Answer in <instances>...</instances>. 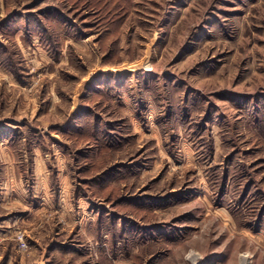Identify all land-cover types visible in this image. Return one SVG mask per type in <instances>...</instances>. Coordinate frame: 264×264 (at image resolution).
<instances>
[{"label": "rangeland", "instance_id": "374dc122", "mask_svg": "<svg viewBox=\"0 0 264 264\" xmlns=\"http://www.w3.org/2000/svg\"><path fill=\"white\" fill-rule=\"evenodd\" d=\"M0 68V264H264V0H0Z\"/></svg>", "mask_w": 264, "mask_h": 264}, {"label": "crops", "instance_id": "0c3cea01", "mask_svg": "<svg viewBox=\"0 0 264 264\" xmlns=\"http://www.w3.org/2000/svg\"><path fill=\"white\" fill-rule=\"evenodd\" d=\"M15 17H22V16H21L20 13H18V12H13V13H11V14L7 17V20H8V19L15 18ZM24 31H25V29H24ZM0 69L2 70V68H0ZM2 72L5 73L3 70H2Z\"/></svg>", "mask_w": 264, "mask_h": 264}]
</instances>
